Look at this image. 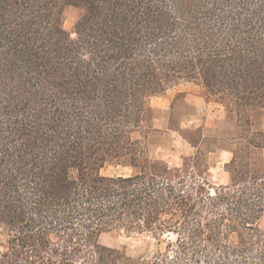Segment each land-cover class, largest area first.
I'll list each match as a JSON object with an SVG mask.
<instances>
[{"label": "trees", "instance_id": "16d2710c", "mask_svg": "<svg viewBox=\"0 0 264 264\" xmlns=\"http://www.w3.org/2000/svg\"><path fill=\"white\" fill-rule=\"evenodd\" d=\"M69 8L81 11L72 32ZM185 83L237 131L199 129L189 163L171 168L146 157L159 133L149 101ZM256 118L264 0H0V264H264ZM221 150L229 182L212 187ZM113 231L176 239L134 260L100 243Z\"/></svg>", "mask_w": 264, "mask_h": 264}, {"label": "rangeland", "instance_id": "374dc122", "mask_svg": "<svg viewBox=\"0 0 264 264\" xmlns=\"http://www.w3.org/2000/svg\"><path fill=\"white\" fill-rule=\"evenodd\" d=\"M81 11L77 8H69L65 13L64 28L68 32L73 31L74 24ZM155 109V118L152 120L154 129L159 133L151 134L146 142V157L149 161L161 160L171 168H181L191 158L196 150L191 147L189 141L199 142V129L203 130L206 138L212 137L216 131L225 128L237 131L228 122H235L236 115L227 114L225 108L214 99H208L203 88L191 83L181 84L165 92L164 95L153 97L149 101ZM173 106V115L167 129V119ZM231 120V121H230ZM255 128H264V119L256 118ZM234 125V124H233ZM235 126V125H234ZM181 132L174 131L175 128ZM234 128V129H233ZM236 128H238L236 126ZM206 144L200 145V150H207ZM231 158L228 153H222L219 157L215 154L209 156L208 163L211 166L209 172V184L212 187L224 186L229 182V175L224 170V163ZM189 163V162H187ZM139 170L108 166L103 171L104 175L129 176ZM7 236L0 227V245L6 242ZM174 235H164L159 240L148 233L127 235L123 231L105 233L100 237V243L111 248L125 252L131 259L151 258L157 251H164L169 243H173Z\"/></svg>", "mask_w": 264, "mask_h": 264}, {"label": "crops", "instance_id": "0c3cea01", "mask_svg": "<svg viewBox=\"0 0 264 264\" xmlns=\"http://www.w3.org/2000/svg\"><path fill=\"white\" fill-rule=\"evenodd\" d=\"M222 153H228L229 155H231L228 151H224V150L218 151L217 153H215V155H217L219 157ZM229 160H230V158H229ZM229 160L227 162H225L224 164L228 163Z\"/></svg>", "mask_w": 264, "mask_h": 264}]
</instances>
